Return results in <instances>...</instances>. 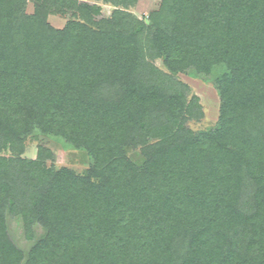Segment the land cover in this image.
I'll return each instance as SVG.
<instances>
[{"label": "trees", "instance_id": "trees-1", "mask_svg": "<svg viewBox=\"0 0 264 264\" xmlns=\"http://www.w3.org/2000/svg\"><path fill=\"white\" fill-rule=\"evenodd\" d=\"M93 1L0 0V264H264V0ZM37 133L89 166L24 156Z\"/></svg>", "mask_w": 264, "mask_h": 264}, {"label": "rangeland", "instance_id": "rangeland-1", "mask_svg": "<svg viewBox=\"0 0 264 264\" xmlns=\"http://www.w3.org/2000/svg\"><path fill=\"white\" fill-rule=\"evenodd\" d=\"M95 2L93 0H88ZM102 5V14L108 16L112 13L113 6L98 2ZM160 0H138L134 7L131 8L132 13L148 21V15L152 10L158 9ZM33 3L28 2L27 11L33 12ZM71 17L70 13L65 15H51L50 22L55 27L61 28L65 25L66 21ZM156 64L163 67L162 62L157 60ZM179 79L189 85L191 93L199 97L204 110V116L200 120H191L189 125L194 130H204L215 126L219 119L220 112V95L216 88L213 78H205L204 76H196L193 73H179ZM26 150L24 156L34 159L37 157L40 146L48 148L53 154V162L57 167H69L77 172H82L89 166L90 159L83 149L75 148L60 138L43 135L40 133L29 136L26 140ZM8 154V153H5ZM139 161H141L138 158ZM10 229L13 238L23 247L28 248V242L23 235L22 226L18 219L10 220Z\"/></svg>", "mask_w": 264, "mask_h": 264}]
</instances>
